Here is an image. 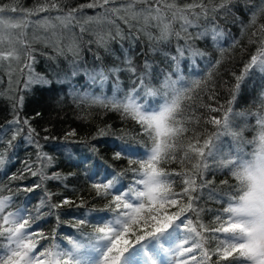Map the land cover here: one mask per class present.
Returning a JSON list of instances; mask_svg holds the SVG:
<instances>
[{"label":"snow or ice","instance_id":"1","mask_svg":"<svg viewBox=\"0 0 264 264\" xmlns=\"http://www.w3.org/2000/svg\"><path fill=\"white\" fill-rule=\"evenodd\" d=\"M63 3L64 0H44L37 7L24 9L18 0H0V69L6 68L10 77L14 70L21 73L27 70L25 94L33 85L68 84L70 94L80 103L121 112L124 118L138 126L131 140L145 151L133 147L128 141V132L117 137L122 143L113 145V159L126 160L127 167L113 171L106 182L88 176L93 181L91 189L95 197L104 201L102 207L96 209L93 206L91 210L105 215L89 219L83 214L82 218L76 219L72 226L77 235L64 237L67 244L62 246L55 228L50 235L29 231L33 222L45 215H55L59 225L58 210L83 208L86 202L82 198L77 202L67 197L53 202L52 197L56 194L45 188L35 215L27 207L13 210L16 192L30 193L41 188L47 180L62 179L59 172L47 171L53 166L54 157L43 151V145L36 139L40 133L29 119L20 117L24 95L13 97V120L8 128H0V171L10 162L7 153L17 147L15 142L23 137L26 145L35 149L34 159L25 161L24 168L12 175L11 180L31 176L37 177L39 182L30 186L17 185L15 190L11 185L5 188L0 184V264H165V261L167 264H264V90L254 102V107L259 104L256 112L233 107L246 77L264 74V22H261L264 0H186L183 4L178 0H121L120 7L115 6L116 0H90L67 11ZM237 3H243L245 11L249 12L247 23H241V34H248L251 29L248 43L256 44L257 48L244 65L243 72L235 76L226 104L209 106L211 112L221 113L219 118L209 116L204 121L213 126L212 131H197L193 125L199 124L200 119L191 112V106L198 98L197 90H203V81L186 79L181 71V61L186 57L194 59L206 55L194 46L193 41L210 37L213 43H218L225 38L220 22L235 17ZM84 9L102 11L88 16L82 14ZM41 12L58 14L36 21L31 19ZM12 13L19 15H10ZM110 13L124 20L130 29L136 28L137 34L132 37L134 42L141 35L149 41L167 43L173 37L183 41L177 44L175 54L164 53L166 71L154 72L148 61L138 68L126 50L123 66H104L102 63L91 69L79 66L82 37L77 38L75 34L66 37V33H72L78 26L83 34L88 31L86 25L112 23ZM130 21H135L139 27ZM177 23L178 28L174 27ZM31 24L50 35L33 34L31 40L27 39L26 30ZM151 28H155L158 35L154 36ZM92 35L94 39L88 43H94L113 56L115 53L109 44L124 39L119 27L114 34L95 31ZM36 42L53 49L56 56H49L51 60L70 55V74L61 75L55 68L51 70L52 79L35 74L33 44ZM232 43H238L235 37ZM94 57L102 60L98 53L94 52ZM210 66L214 64L210 63ZM124 72L134 77L132 87L127 91L121 87V73ZM81 73L88 84L98 86L99 94L81 92L72 83ZM110 78L113 79V92L107 96L104 88ZM121 92L123 95H118ZM153 98H156L155 102ZM251 116L255 117V125L248 123ZM246 130L255 133L250 141L243 136ZM48 131L44 129L45 133ZM76 135L74 130L68 132L65 142ZM104 135L106 132L101 129L92 139ZM225 136L232 139L235 151L218 155L214 151L216 142ZM43 139L48 141L56 137L44 135ZM247 144L253 147L250 153L245 151ZM98 147L88 143L94 155ZM172 162L180 165L179 171L165 167ZM223 170H227L225 174H230L235 183L222 180L219 186L222 190L218 191V186L206 178V173ZM122 177H128L130 182L121 184ZM177 183L181 185L179 191L175 187ZM204 189H207L206 197ZM202 197L221 205L213 212L209 223L201 219V213L205 211L199 205ZM41 241L47 243L41 244Z\"/></svg>","mask_w":264,"mask_h":264},{"label":"trees","instance_id":"2","mask_svg":"<svg viewBox=\"0 0 264 264\" xmlns=\"http://www.w3.org/2000/svg\"><path fill=\"white\" fill-rule=\"evenodd\" d=\"M4 2H7V0H4ZM88 2H90V0H64L63 8L67 11L68 8ZM178 2L183 4L186 0H178ZM187 2H190V0H187ZM18 3L19 6L24 9H31L44 3V0H18ZM120 5L121 0H116L115 6L120 7ZM98 11L102 10L84 9L82 14L92 16ZM234 12L235 17H229L227 22H220V26L226 33L225 38L218 43H213L210 37L193 41L194 46L205 52L206 55L194 58V69L190 67L191 59L193 58L189 57V60L185 61L182 65L184 70L183 74L187 79L203 81V90H197L198 98L192 102L191 106V112L195 113L200 119L199 124L193 125L197 131H212L213 126L205 124L204 121L209 116L219 118L221 113L211 112L209 106L219 107L220 105L226 104V101L229 99L230 87L235 83V76L243 72L244 65L249 61L251 55L255 53L257 48L256 44L248 43L251 29H249L248 34L243 36L241 34V23H247L249 19V12L245 11V5L243 3H237L234 7ZM54 13L57 12H51L49 14L53 15ZM109 17L115 18L119 24L117 23V26H115L113 21L112 23L108 22V24L111 27H119L124 36V39H117L109 44L110 49L115 53L114 56L105 52L103 48H97L94 43L89 44L88 42L92 40L88 39V37L91 38V33V36L86 32L81 34L78 26L74 28L78 33V38L82 37L80 39L82 48L81 60L83 61L82 64L84 67L91 69L101 65V63L104 66H123L121 61L123 51L126 49L128 55L132 57L133 64L138 68L142 67L145 61H148L152 64L154 72L167 70V58L164 53L167 52L169 56L175 54L177 44H182L183 41H177L175 37L167 43L156 40L149 41L146 37L141 35V38L134 42L132 37L137 34L136 28L133 27L130 29L129 25L123 23V20L119 19L116 15L110 13ZM261 22H264V19H262ZM130 23L133 25L136 24L135 21H130ZM201 23H203V21H201ZM136 26L139 27V25ZM174 27L178 28L179 24L177 23ZM87 28L91 32L105 31L107 23L105 21L100 25H90L87 26ZM149 30L152 31L154 36L158 35L155 28ZM190 31L195 30L191 29ZM130 32L131 36L129 35ZM233 37L236 38L238 43H232ZM89 48H91L92 51H89ZM34 49L36 50L35 56L37 58H44L43 62H39L40 64L37 63V70L39 73L47 75V78L52 79L51 70L55 68V65L52 60L46 56L49 50L40 46H36ZM221 49H223V51H221ZM40 52H43V54ZM94 52L101 56V61L95 59ZM115 56L119 57V60L116 59ZM215 61H219V63L215 64ZM44 62L45 64L47 63L49 69L43 66ZM210 63L214 64V66H210ZM61 70L59 74H63V72L65 73L67 71L64 69V64H62ZM121 75L125 77L124 73ZM133 78L134 77H132V79ZM7 81L6 75H4L2 69H0V128H8L10 126L9 122L13 120L12 98L24 95V103L20 110V117L22 119H29L31 125L40 133V136L36 137V139L43 145V151L54 157L53 166L48 168L47 171L49 173L59 172L62 177L60 180H47L41 188L35 189V191L30 193L23 191L16 192L13 210L27 207L28 211L35 215V208L38 201L43 196L45 188L56 194L52 197L53 202L59 201L65 197L79 202L82 198L86 202L85 207L79 209L75 207H64L58 210L60 216L59 225H57L55 215H45L34 221L32 228L29 230L50 235L52 229L55 228L60 243L62 246H66L67 241L64 237H75L77 235V230L72 226L76 219L82 218L83 214L88 215L89 219L93 216L105 215V213L91 210L93 206H95L96 209L102 207L104 201L95 197L91 189V183L93 181H90L88 176H93V180L106 182L107 179L111 178L113 171L118 172L127 167L126 160L113 159V145L122 143L117 137L124 132H128L130 134L128 141L133 144V147L138 148L140 152L145 151L142 146H138L131 140V136L136 134L138 126L131 119L124 118L119 111L109 110L98 105L88 106L75 100L70 94L71 86L68 84L58 85L53 82L50 86L35 85L25 94L21 83L17 81L13 84V87H10L11 84L9 86L10 82ZM76 83L79 88L83 83V77L77 78ZM110 84L113 85L112 78L109 79L107 86ZM125 87L129 90L128 84L127 86L125 85ZM262 90H264V76L260 77L256 74L247 76L238 94L237 101L233 105L234 109L256 112L259 109V104L257 103L255 107L253 105L254 102L260 98ZM80 91L82 92V90ZM120 95H122V93ZM248 123L250 125H255V117H249ZM45 128L49 130L47 133L44 132ZM101 129L105 130L106 135L97 139H92ZM72 130H74L77 135L75 137H69L68 141L65 142V135ZM44 135L54 136L56 139L45 141L43 139ZM188 135H191V133ZM254 135L255 133L252 130L243 132L244 138L249 141L253 139ZM227 139L228 141L226 144L230 142L231 147L233 146L235 148L232 139L230 137ZM15 143L17 147L7 153L10 162L0 171V184L4 185L5 188L11 185L13 190H15L17 185L30 186L39 182L37 177L31 176H28V178L24 180H11L12 175L19 173L24 168L25 161L34 159L35 152L34 148L26 145L23 137L19 138ZM88 143L99 146L95 155L89 150ZM252 150L253 147L251 144L245 146L246 152L250 153ZM179 155H182V153H179ZM209 159L211 160V158ZM81 161H86V163H81ZM165 167L179 171L180 165L176 162H172L165 165ZM97 171L98 174H95ZM226 171L227 170L206 173V178L215 182L218 186V191L222 190L219 188L222 180L235 183L234 178L231 177L230 174H225ZM179 179V177H176L177 181H179ZM129 182L130 180L128 177L121 178V184L127 185ZM65 185H67V187H65ZM117 187L119 188L120 185H117ZM175 187L179 191L181 185L177 183ZM203 191L206 197L207 189ZM199 205L205 209V211L201 213V219L204 223H209L212 220L213 212L221 207L219 203L213 200H207L204 197L199 201ZM42 211L47 212L49 209H42ZM88 230L90 231V229ZM40 243L46 244L47 241H41Z\"/></svg>","mask_w":264,"mask_h":264},{"label":"rangeland","instance_id":"3","mask_svg":"<svg viewBox=\"0 0 264 264\" xmlns=\"http://www.w3.org/2000/svg\"><path fill=\"white\" fill-rule=\"evenodd\" d=\"M58 13H54L53 15L52 14H49V13H47V12H41V13H39V15H37V16H33L31 19L33 20V21H36V20H39V19H41V18H43V17H46V16H55V15H57ZM10 15H19V13H12V14H10ZM110 20L111 21H113V23L115 24V26H117V21H116V19L115 18H110ZM123 23H125L124 22V20L122 21ZM106 23H107V28L105 29V31H111V32H113V34L115 33V30H116V27L115 26H113V27H111L109 24H108V21H106ZM119 24V23H118ZM92 26V25H95L94 23L93 24H89V25H86V27L87 26ZM100 25V24H99ZM136 25V24H135ZM111 29H113V30H111ZM115 29V30H114ZM89 30V29H88ZM57 31L59 32V31H61L60 29H57ZM88 35H90V33H91V35H92V33L93 32H91L90 30L89 31H87L86 32ZM123 33V32H122ZM33 34H35V35H38V36H49L50 35V33L49 32H45L43 29H40V28H38L35 24H31L30 26H29V28L26 30V38L27 39H29V40H31V38H32V35ZM71 34H75V36L78 38L79 36H78V33H77V31L75 30V29H73L72 30V33H66V37L68 36V35H71ZM90 35V36H91ZM88 39H94V36L92 35L91 36V38H89L88 37ZM115 41V40H114ZM114 41H112L111 43H113ZM65 43L67 42V38L65 39V41H64ZM95 45V44H94ZM36 46H40V47H42V48H47L48 50H49V52L46 54V56L47 57H49V56H56V53L53 51V49L50 47V46H46L44 43H42V42H36V43H34L33 44V47H36ZM96 46V45H95ZM126 50V49H125ZM127 51V50H126ZM37 52H38V50H37ZM39 53V52H38ZM41 54L43 53V52H40ZM124 53H125V51H123V57H122V61L121 62H123V58H124ZM50 54H54V55H50ZM118 56V55H117ZM115 58H116V56H115ZM41 59V60H40ZM37 58L36 57V62L34 63V65H33V69H34V73L35 74H41V73H39V71L37 70V63L38 64H40L39 62H43V60H44V58ZM62 59V60H61ZM72 59V57L69 55L67 58H65V57H56V60H52V62H53V64L55 65V69H56V71L59 73V72H61L62 70H61V67H62V64H64V69H66L67 71L65 72V73H69L70 74V72H71V66H70V64H69V61ZM121 59V58H120ZM61 60V61H60ZM119 60V59H118ZM187 60H189V57H186L185 59H183L182 61H181V71H182V73H184V70H183V68H182V65H183V63L185 62V61H187ZM83 61L81 60V57H80V59H79V66L81 67V68H84V66H83ZM45 62L43 63V66H46V69L48 68L49 69V67L47 66V63L45 64ZM57 65H58V67H57ZM194 65H195V61H194V59H191V68H193L194 67ZM15 67H16V65H15V63H14V69H15ZM194 69V68H193ZM2 71H3V73H4V75H6V78H7V80L10 82L9 83V86H10V84H11V86L10 87H13V84L14 83H16L17 81L19 82V83H21L22 84V88H24V81L27 79V70H25V72L24 73H21V72H19V71H16V70H14L13 72H12V74H11V77L9 76V74H8V72H7V69L6 68H3L2 69ZM63 74H64V72H63ZM121 74H123V73H121ZM44 75V74H43ZM62 75V74H61ZM257 76H264V74H259V73H257L256 74ZM46 77H47V75H45ZM51 76H52V73H51ZM124 76L125 77H123L122 75H121V87L124 89V91H127V88L125 87V85L127 86V84H128V88L130 89L131 87H132V80L134 79H132V77H130L131 76V74L130 73H127V72H124ZM81 77H83V83L81 84V86L78 88L79 90H82V92L83 91H91V92H93V93H96V94H99V92H100V89L98 88V86H94V85H90V84H88L87 83V80H86V77L81 73L80 75H78V76H76L75 78H73V80H72V83L73 84H75L76 86H77V83H76V79L77 78H81ZM48 79H50V78H48ZM187 79V78H186ZM7 81V82H8ZM18 83V84H19ZM124 83H126V84H124ZM35 85H33L32 87H34ZM31 87V88H32ZM126 89V90H125ZM112 92H113V85H109V86H107V84L105 85V88H104V93H105V95H107V96H111L112 95ZM122 93V95H123V92H121ZM121 93H119L118 95H120ZM122 95H120V96H122ZM155 99L156 98H153V102H155ZM228 137L227 136H225V137H222L219 141H217L216 142V148L214 149V151H216V153L218 154V155H222V154H224V153H228V152H234L235 151V148L232 146L231 147V145H230V142L228 143V144H226V142L228 141V139H227Z\"/></svg>","mask_w":264,"mask_h":264}]
</instances>
